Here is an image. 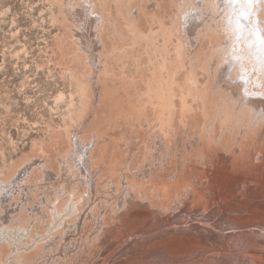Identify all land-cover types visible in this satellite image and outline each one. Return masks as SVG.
<instances>
[{"label": "bare ground", "instance_id": "6f19581e", "mask_svg": "<svg viewBox=\"0 0 264 264\" xmlns=\"http://www.w3.org/2000/svg\"><path fill=\"white\" fill-rule=\"evenodd\" d=\"M64 1L76 7V0ZM81 1L84 4L83 9H68L67 13L70 19L79 13L87 14L90 16L91 24L94 25L95 45L86 46V49L91 55L90 63L93 64L95 60L99 61L98 65L94 63L95 67H93L96 72H90L89 79L97 78L99 82L101 91L97 104L100 105L102 111L100 114L95 113V116L96 107L93 106L90 109L92 115L80 119L71 132L68 131L66 123L65 127L58 128V131L49 130L48 126L49 139L47 141L37 140L29 151L34 153L37 150L36 153L39 152V154L31 156L32 152L22 153L19 159L10 164H3L4 170L0 171V264H66L67 259L72 258V255H77V257L84 255L88 256L89 260L94 259L95 251L91 252V247L99 237L102 239L99 247L105 255L118 244L120 246L118 250L123 248L129 252L132 249L136 251L150 249L144 245L137 246L143 242L151 247L155 245L154 247L158 246L170 251V253L162 254L158 262L147 259L142 261V264L163 262L164 264H226L223 262L230 258L231 253L227 251L232 247L240 248L233 257L241 254L246 264H264V245L253 234L255 227L264 231V211L259 209L258 205L253 204L251 208L253 215L245 217V215L232 213L229 210L230 203H220L221 197L219 198L216 190H213L218 186L212 172L209 173L212 180L209 179L204 187L201 185L199 188V184H195L197 188H193L194 183H191L192 188L188 189L187 186L190 184L186 183L184 185L187 188L186 193L184 190L181 191V194L184 192L183 195L187 196L186 200L178 199L174 205L175 211L170 216L155 221L156 215L164 214L162 206L165 205L166 198L159 195L157 199L160 198L161 206L158 212L153 214L152 211L147 212V215L144 212L141 219L146 221L153 217L150 222L155 221L159 224L148 222L141 230L143 237L137 244H131L128 241L126 246L120 244L119 241H111L113 232L133 219L130 215L128 221L125 219L124 223L116 226L121 225L116 230L109 222L112 219L122 218L123 213H128L127 210L133 209L137 203H145V200L141 202L142 199L139 200L138 196L148 193L146 178L148 176L146 175L151 173L152 161L148 159L151 154L146 156L144 164L140 166V170L143 167L146 170L134 174L132 169L136 159L135 150H129L123 157L110 149L115 140L111 131L103 124L105 118L103 115L111 108L107 105L114 103L112 100L114 89L107 75L111 63L109 59L116 57L114 49L110 48L111 28L114 23H117L111 8L114 1ZM119 1L116 0L117 3ZM133 1L135 4L128 17L131 23L141 19L146 8L153 7L162 9L164 12L172 10L174 22L168 26L163 22V26L158 30L162 37L164 36L162 48L165 47L167 58L176 71L188 70L189 67L209 71V78L213 81L211 87H218L219 91V93L207 92V103L204 107H201L202 104L197 109L193 104L188 103L186 97L182 98L181 105H178L175 103L170 86L163 87L164 82L178 84L175 79L176 73H169V81L161 77L156 95L158 115L156 119L154 118L155 120H148L147 127L144 126L157 137L154 139V143H158L157 151L169 148L172 135L179 134L178 136L186 142L188 139L191 146L202 143L201 146L205 150L217 146L218 153L213 156L214 161L223 159L228 162L230 157L228 151H231L234 160L240 162L243 159V163L240 162L241 167L247 168L248 173H253L257 169L262 170L264 168V43H261V40L264 39V0H259V4L257 0H253L250 6L246 0H128V5ZM76 33L79 40L84 42L80 29H76ZM133 33L136 36L140 34L137 29ZM142 35L146 37V34ZM105 51L108 60L106 58L107 63L104 62L102 65L101 57ZM163 59L164 62L160 68L164 67L166 61L165 57ZM123 82L125 81L122 80L121 83L119 80L116 85L123 84ZM211 93L222 94L220 95L222 97L218 95L220 100L217 99L218 96L215 97L218 101L213 100L215 98ZM225 94H227V99ZM106 100H109L107 104ZM198 110L203 114L202 118L199 117L200 119L197 117ZM73 114L74 111L72 116ZM179 122L181 125H178ZM260 125L261 131L257 136L258 143L255 145V152L246 154V140H249L251 135L249 130L252 131L254 129L251 128L256 129ZM253 139V137L250 138V140ZM67 140L69 141V147L66 146L67 150L61 156L59 155L57 160L53 159V155L46 149L48 146L46 143L53 141L61 145ZM55 148L58 147L55 146ZM237 150L240 151L239 155L235 154ZM62 152L61 150L60 153ZM54 156L57 155L54 154ZM55 161L58 162V166L53 165ZM218 162L221 161L218 160ZM230 164L229 168L234 173V164L232 162ZM55 166L58 168L56 169ZM187 171L185 169V172ZM233 173H228V175ZM109 174L120 175L118 186L113 187L116 190L123 187L122 195L114 203L122 210L120 217L114 215V211L110 210L109 206L104 204L105 202L102 204V201H105L104 198L110 200V197L106 196L107 191L103 192L101 189L103 185L106 187L108 184V177H112ZM156 178L159 181L158 177ZM228 178L224 183H227L225 186H228L229 190L224 198L232 197L234 201L236 196L232 193H235L236 183L241 177ZM196 179L197 177L194 178L195 181ZM230 179L232 180L229 181ZM177 184L175 183L176 187ZM244 185L243 188H246L248 183ZM132 187L136 190L130 191ZM159 189L162 192L165 190L163 187ZM249 191L251 192V189ZM166 195L169 197V192ZM245 199V203L249 201ZM250 204L252 205V201ZM239 206L243 208H240L241 211L251 207H246L248 205L241 203ZM184 213L195 215H186L187 217L184 218ZM127 229L128 227H125V230ZM138 230L129 232L128 235H134ZM95 233L99 234L94 235ZM235 235H239L236 240ZM261 235L264 237V233ZM162 256L169 258L165 260ZM75 258H72V264ZM140 258L136 257L129 261L121 259L118 262L109 259L105 264H138L137 259ZM146 258L150 257L144 259Z\"/></svg>", "mask_w": 264, "mask_h": 264}, {"label": "rangeland", "instance_id": "374dc122", "mask_svg": "<svg viewBox=\"0 0 264 264\" xmlns=\"http://www.w3.org/2000/svg\"><path fill=\"white\" fill-rule=\"evenodd\" d=\"M113 1L111 6L112 14L117 23H114L111 28L112 41L110 43V48L111 50L114 49L116 57L109 59L111 63L109 70H107L109 71L107 75L110 77V82L113 85L112 88L114 91L112 93V100L115 104L112 103V105H107L111 108L103 115L105 117L103 124L111 131L112 137L115 140L110 147L112 152L125 157L129 150H135L133 151L136 152V154H134L136 155V159L133 162L134 168L132 169L134 174H139L142 170H146L144 167L140 170V166L144 164L146 156H150L151 154L153 158L151 156L150 158L152 159L148 158L150 162L152 161V166L150 167L151 173L146 175L148 176L146 177L148 180V193H145L146 196L142 194L138 196L139 200L142 199L141 202L145 200L144 204L138 201L143 207H140L141 205L137 203L138 208L135 205L133 209L131 208L132 210H127L128 213H123V217L119 219L118 217L122 215V210L114 203L122 195L123 187L117 190L113 187L115 185L118 186L120 175L116 174V176H118L116 177L115 174H109L113 178L108 177L109 179L107 180L108 184H106V187L104 185L101 187L103 192L107 191L106 196L110 197V200L104 198L105 201H102V204L105 202L104 204H107L109 209L113 210V214L118 216L117 218L119 219H112V221L109 222L110 225L115 228L112 229L116 230L119 228L121 225L118 227L116 226L124 223L126 220L128 221L130 215H132L131 218L133 219L131 222L126 223L125 226L122 225L120 229L113 232L111 241H119L120 244L126 246L128 241H130L131 244H137L143 237L141 230H143L144 226H146L153 217L146 221L141 219L144 214L147 215V212L151 213L152 211V214L156 211L158 212V208L161 206L160 198L157 199L159 195L166 198L164 200L165 205L162 206L164 207V214L156 215L155 221H160V219L165 216H170L171 213L175 211L174 205L176 201L178 199L183 201L186 200L187 196L183 194L186 193L185 191L187 188H192L193 183V188H197L195 184H199V188H201V185L204 187L209 179L212 180L209 174L211 172L214 173V178H216V184L218 186L213 188V190H216L218 197L220 196L222 198L219 197L221 200L220 203H230L229 210L232 213L236 215H245V217L253 215L251 210L254 206L253 204H256V206L258 205V208L264 211L263 167L260 171L257 169L253 171V173H248L247 168L241 167L240 162L243 163V159H241L240 162L234 160L231 151H228L230 155L228 162L223 159L214 161L213 156L218 153L216 150L217 146L210 147V150L202 148V143L197 145L193 144V146H191L189 145V140L187 139L186 142L185 139L178 136L179 134L176 136L175 134L172 135V142L169 148L164 149L165 152L164 150L157 151L158 143H154V139L157 137L152 135V132L145 127H147L146 124L148 120L156 119L158 115V97L156 95L157 89L160 86V78L163 77L169 81V73L175 72V79L178 84L164 82L163 87L170 86L176 104L181 105L182 98L186 97L188 103L193 104L197 109L202 104L201 107L206 105L207 92L216 91L219 93L218 87H211L213 81L209 78V71L196 67H189V71L186 69L183 71H176L167 58L165 47L162 48L164 36L162 37V34L158 30L163 26V22L166 23L167 26L174 22L175 18L172 10L164 12L162 9L153 7L146 8L141 19L135 21V23H131L128 17L135 1L130 3V5L127 3L128 0H120L118 3L116 0ZM258 1L259 0H257V2ZM83 8L84 4L81 0H76L75 8L64 0H0V171L4 170L3 164H10L14 160L19 159L20 155L27 154V152L31 153L32 151H29L32 148V144L37 140L47 141L49 139V130L58 131V128L63 129L66 123L68 125V131L70 130L71 132L80 119L92 115L90 114V109H92L93 106L96 107L94 109L95 116L97 112L100 114L102 111L100 105L97 104V98L101 91V87L98 85L99 82L97 78L89 79L90 72H96L94 63L98 65L97 62L99 61L95 60L93 64L92 62L90 63L91 55L86 49V46L91 47L95 45L96 35L94 33V25L91 24L90 16L87 14L79 13L76 14L73 19H70L67 13L68 9L81 10ZM76 29H80L82 32L84 42L79 40ZM135 29L140 32L137 36L133 33ZM143 33L146 34V37H143ZM173 43L175 44V41H173ZM189 56H192V54H189ZM163 57H165L166 61L164 67L160 68L164 62ZM101 58L103 59L102 65L104 62L107 63L108 57L106 51L104 54L102 53ZM119 80L121 83L122 80L125 82L116 85L119 83ZM217 93L211 94L214 98H217L219 95H216ZM226 95L227 94H225V96ZM219 96L217 99H219ZM216 98L213 99L212 97L213 100L218 101ZM227 98L226 96V99ZM108 102L109 100H106L105 103L107 104ZM73 111L74 114L72 116ZM128 111L130 112L129 116ZM197 112L200 114H197V117L202 118L203 114L201 111L198 110ZM232 114L234 116L236 115V113ZM178 125H181V123ZM251 129L254 130H249V133H251L250 138L253 137L254 139L250 140L249 138L250 141L246 140V154L255 152V145L258 143L257 136L260 134L261 125L256 129ZM64 139L67 138L64 137ZM63 143H65V141L62 142V144ZM66 143L62 146V144L60 145L51 141L46 143L48 146L47 148L45 146V148L53 155V159L57 160L59 155L61 156L69 147L68 140ZM67 145L68 147H66ZM55 146L58 148H55ZM61 150L63 151L62 153H60ZM36 151L34 153L32 152L31 156H36L37 153L39 154V152L36 153ZM124 151L125 154H123ZM239 153V150L235 152L236 155H239ZM54 154L57 156L55 157ZM218 160L221 162H218ZM230 162L234 164V173L231 172L232 169L229 168L231 166ZM57 164V161L53 163V165ZM57 166H55L56 169L58 168ZM226 166L229 169H227ZM185 169L188 171L185 172ZM156 170L158 173H156ZM228 173L233 174L229 176ZM154 175L155 177L152 178ZM235 176L241 177V179L236 183L235 193H232L233 196H236V199L233 201L232 197L224 198L226 192L229 190V187L225 186L227 183L224 182H226L228 177L235 178ZM156 177H158L159 181H157ZM195 177H197L196 181L194 180ZM188 179L189 181H187ZM162 180L163 182H160ZM231 180L232 179L229 181ZM179 181L182 183L185 181V184L183 183L182 185ZM175 183H178L177 187ZM186 183L187 185L190 184L191 187L188 185L187 188H185L186 186L184 185H186ZM243 183L245 185L248 183L246 188L244 187L245 189L243 188ZM161 187L165 188L164 192L160 191L159 188ZM132 188L133 189L130 191L136 190L134 187ZM249 189H251V192ZM183 190L185 193L182 192L183 194H181ZM167 192L170 194L169 197L167 195L165 196ZM244 199L246 201L249 200V203H245ZM222 200L225 203L222 202ZM251 201L252 205L250 204ZM239 203L248 205L246 207H251L241 211L243 208L239 206ZM171 204L173 205L172 207ZM184 214V218L189 215H195ZM155 221L150 223H158ZM188 226L190 229L194 230L190 225ZM125 227H128V229L125 230ZM137 230L138 232L136 234L128 235L129 232ZM262 233H264V231L260 230L258 227H255L253 230L255 237L260 239V242L264 245ZM97 234L99 233H95L94 235ZM238 237L239 235H235V240ZM101 242L102 239L99 237L92 243L91 252L95 251L94 255L96 256L94 259L89 260L88 256L84 255H80L79 257H77V255H72V258L76 257V263L74 261L73 264H105L109 259L118 262L121 259L129 261L136 257H141L137 259V262L138 264H142L144 260L146 261L147 259L158 262L162 254L170 253L168 249L158 246L154 247L155 245L151 247L149 244L147 245L143 242V244L139 243L140 245L138 244L137 246L144 245L150 249L141 251L132 249L129 252L123 248L118 250L120 247L118 244L111 249L112 251L110 253H106L105 255L102 254V250L99 247ZM239 249V247H232L227 251L231 253L230 258L223 263L246 264L241 254H237V257H233ZM142 255L150 258L144 259L145 257H142ZM120 257L122 258L117 259ZM72 258H68L66 264H72ZM162 258L166 260L169 257L166 258L162 256ZM161 264H164V262Z\"/></svg>", "mask_w": 264, "mask_h": 264}, {"label": "snow or ice", "instance_id": "6c2138e0", "mask_svg": "<svg viewBox=\"0 0 264 264\" xmlns=\"http://www.w3.org/2000/svg\"><path fill=\"white\" fill-rule=\"evenodd\" d=\"M247 4L250 6L253 2V0H246ZM246 18V17H245ZM258 37H259V33H257ZM261 43H264V39L261 40Z\"/></svg>", "mask_w": 264, "mask_h": 264}]
</instances>
